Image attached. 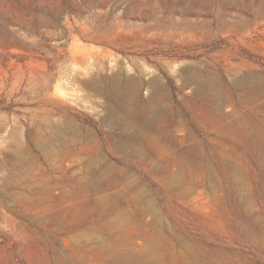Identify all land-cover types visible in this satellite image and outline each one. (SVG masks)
Wrapping results in <instances>:
<instances>
[{
    "label": "rangeland",
    "instance_id": "374dc122",
    "mask_svg": "<svg viewBox=\"0 0 264 264\" xmlns=\"http://www.w3.org/2000/svg\"><path fill=\"white\" fill-rule=\"evenodd\" d=\"M0 264H264V0H0Z\"/></svg>",
    "mask_w": 264,
    "mask_h": 264
}]
</instances>
